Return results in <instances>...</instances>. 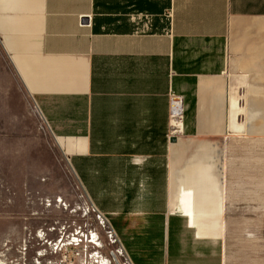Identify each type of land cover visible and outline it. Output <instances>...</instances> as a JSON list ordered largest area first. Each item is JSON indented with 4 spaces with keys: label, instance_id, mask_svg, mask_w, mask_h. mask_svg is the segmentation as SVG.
Segmentation results:
<instances>
[{
    "label": "crops",
    "instance_id": "obj_1",
    "mask_svg": "<svg viewBox=\"0 0 264 264\" xmlns=\"http://www.w3.org/2000/svg\"><path fill=\"white\" fill-rule=\"evenodd\" d=\"M247 141L263 163L264 0H0V207L59 154L134 264H227L225 223H264V167L227 179Z\"/></svg>",
    "mask_w": 264,
    "mask_h": 264
},
{
    "label": "rangeland",
    "instance_id": "obj_2",
    "mask_svg": "<svg viewBox=\"0 0 264 264\" xmlns=\"http://www.w3.org/2000/svg\"><path fill=\"white\" fill-rule=\"evenodd\" d=\"M240 149V157L230 160L227 179L248 186L264 160L253 159V141ZM8 178L2 175L1 193L13 205L0 207V264H117L108 226L62 155L51 154L48 173L34 175L25 196L9 190L14 184ZM224 229L227 264H264V223L226 222ZM221 243H209V264H219Z\"/></svg>",
    "mask_w": 264,
    "mask_h": 264
},
{
    "label": "built area",
    "instance_id": "obj_3",
    "mask_svg": "<svg viewBox=\"0 0 264 264\" xmlns=\"http://www.w3.org/2000/svg\"><path fill=\"white\" fill-rule=\"evenodd\" d=\"M170 104H171V115H172V117L175 120L180 121L184 116V106H183L182 97L175 95V94H171ZM96 211L98 212L99 217L102 220V224L108 226V231H107L108 235L107 236L110 239L111 244H113V243H115V245L117 244V247L115 248V250L118 252L116 254L117 257L115 256V254H113V257H114V260L116 261V263L117 264L118 263L119 264H134L133 260L131 259L130 255L128 254L124 244L121 242L120 238L118 237V234H117L116 230L114 229V227L112 226L108 217L105 214H103L102 212H100L97 208H96Z\"/></svg>",
    "mask_w": 264,
    "mask_h": 264
},
{
    "label": "bare ground",
    "instance_id": "obj_4",
    "mask_svg": "<svg viewBox=\"0 0 264 264\" xmlns=\"http://www.w3.org/2000/svg\"><path fill=\"white\" fill-rule=\"evenodd\" d=\"M196 164H197V163H196ZM198 165H199V164H198ZM200 165H201V164H200ZM194 166H195V165H194ZM196 166H197V165H196ZM196 166H195V168H196ZM205 168L207 169V167H205ZM208 168H209V166H208ZM198 169H199L198 171H199L200 173H201V170L204 171V169H203L202 167H201V168H198ZM200 169H201V170H200ZM195 170L197 171V169H195ZM195 170H194V171H195ZM203 171H202V174L199 173L200 175H198V173L196 172L195 175H196V176L198 175L199 177H200L201 175L204 176V174H203L204 172H203ZM205 173H206V172H205ZM207 176H208V175H206V177H207ZM209 177H210V176H209ZM209 177L206 178L205 181L210 180ZM210 178L212 179V177H210ZM192 179H193V178H192ZM200 179H201V180H204V177H202V178H200ZM207 179H208V180H207ZM198 180H199V179H198ZM198 180H195V182L197 181L196 183L193 182V183H194V186H196V185H201V184L206 186V182H205V181H202V182H201V180H200V182H199ZM212 180H213V179H212ZM212 180H211V181H212ZM208 182H209V181H208ZM212 184H213V182L211 183V185H212ZM214 184H215V183H214ZM214 184H213V185H214ZM213 185H212V186H213ZM190 190H191V189H190ZM196 190H197V189H196ZM196 190H194V191H195L196 193L200 194V195L203 193V192L201 193L200 190H199L200 193H199V191H196ZM204 190H205V188H204ZM202 191H203V190H202ZM190 192H191V191H190ZM206 193H208V191H207ZM204 194H205V193H204ZM204 194H202V195H204ZM197 196H198V195H197ZM206 196H207V194H206ZM206 196H205V197H206ZM183 198H184V196H183ZM185 198H186V197H185ZM188 198H189V196H188ZM200 198H201V197H200ZM202 199H203V198H202ZM207 199H208V197H207ZM209 199H210V197H209ZM198 200H199V199H198ZM199 201L202 203V201L204 202V199H203V200L200 199ZM206 201H208V200H206ZM206 201H205V203H204L205 205H206V203H207ZM184 202H185V201H184ZM194 203H195V202H193V204H194ZM210 203H211V201H210ZM185 204H186V203H185ZM185 204H184L183 208H184V211H186L185 213H187V214H191V213H192V214H195V215H196V214H199V215H203V216H213V214H211L212 211H214V210H211L212 207L210 208L209 206H208V207L203 206V205H204L203 203H202V204H203V205H202L203 207H202L201 205H200L201 207H200V206L198 207V206H195V204H194V206H192L193 208H192L191 206H188L187 204H186V205H185ZM207 204L209 205V203H207ZM190 205H191V204H190ZM210 206H211V205H210ZM212 209H213V208H212ZM216 211H218V209L215 210V212H216ZM213 213H214V212H213ZM192 214H191V215H192ZM214 214H217V212L214 213ZM189 216H190V215H189ZM193 216H194V215H193ZM191 218H193V217L191 216ZM112 253L115 254V256L117 257L116 254H117L118 252H117L115 249L112 251ZM118 264H119V263H118Z\"/></svg>",
    "mask_w": 264,
    "mask_h": 264
}]
</instances>
